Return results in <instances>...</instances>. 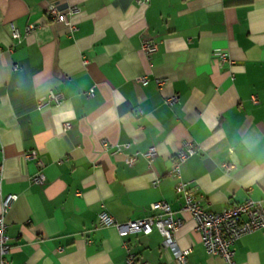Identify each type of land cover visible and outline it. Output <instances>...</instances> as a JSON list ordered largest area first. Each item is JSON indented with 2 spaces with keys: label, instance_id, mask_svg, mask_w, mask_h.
<instances>
[{
  "label": "crops",
  "instance_id": "0c3cea01",
  "mask_svg": "<svg viewBox=\"0 0 264 264\" xmlns=\"http://www.w3.org/2000/svg\"><path fill=\"white\" fill-rule=\"evenodd\" d=\"M49 3L73 28L46 15ZM143 39L157 44L149 58ZM217 49L232 61L218 65ZM50 92L62 101L39 107ZM188 141L194 153L180 179L203 208L264 203V0H0V213L15 195L5 213L9 264H125L128 255L176 264L157 230L120 236L98 223L102 206L123 222L151 215L155 201L181 219L174 237L189 248L186 264H230L206 252L168 174ZM233 250L231 264H264V229Z\"/></svg>",
  "mask_w": 264,
  "mask_h": 264
},
{
  "label": "built area",
  "instance_id": "2783aa9c",
  "mask_svg": "<svg viewBox=\"0 0 264 264\" xmlns=\"http://www.w3.org/2000/svg\"><path fill=\"white\" fill-rule=\"evenodd\" d=\"M148 0H136L138 4H145ZM71 13H78V7H70ZM46 15L56 21L63 20L64 23L73 28V22L65 18L64 13L60 12L53 3H49L46 9ZM19 31L12 27V37L17 38ZM157 49V44L153 39L142 40V50L149 58ZM213 55L217 58L218 65H221L228 58L225 50L217 49ZM138 81L145 84L147 79L145 77H138ZM162 83L163 81H159ZM176 100V95H171L165 98L167 103H172ZM60 103L62 95L59 93L50 92V94L42 99L39 107L45 106L50 102ZM70 126L68 121L63 123V129ZM103 146L106 143L102 142ZM130 147L129 143L118 146L116 152H123L124 149ZM155 148L150 147L144 154L148 159V164L151 165L155 158ZM194 153V147L191 142H185L183 147L175 152L173 158V165L168 171V174L174 180V190L176 193H181L184 198L183 207L187 210L194 222L195 229L201 235V242L209 255H219L225 259L226 262L232 263L234 254L233 246L235 241L245 233L253 230L264 229V203L255 201L251 198L233 205H228L221 212H212L203 208L199 200L195 197V190L191 183L183 182L180 179V166L185 159ZM28 157H36V151L28 153ZM136 160L134 154H125V162L133 164ZM38 164H40L38 162ZM44 174L39 171L33 180L42 182ZM15 198V195H7L2 201V210L0 213V264H9V259L6 257L10 250V237L7 234V223L5 222V213ZM152 214L146 217L137 219H130L127 221H118L112 215L108 214L104 207L98 214V223L101 226L116 227L120 236H125L130 233L142 232L148 234L154 229L157 230L163 237V245L170 251L176 264H186V257L189 253V248L179 247L174 234L181 224V219L174 217L170 205L165 201H155L150 205ZM134 258L128 255L125 264H133ZM146 264V263H142Z\"/></svg>",
  "mask_w": 264,
  "mask_h": 264
}]
</instances>
